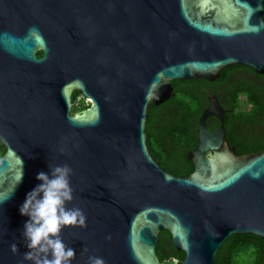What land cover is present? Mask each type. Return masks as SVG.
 Wrapping results in <instances>:
<instances>
[{
  "label": "water",
  "instance_id": "obj_1",
  "mask_svg": "<svg viewBox=\"0 0 264 264\" xmlns=\"http://www.w3.org/2000/svg\"><path fill=\"white\" fill-rule=\"evenodd\" d=\"M232 65L264 73V0H0V264H32L20 208L50 165L72 169L68 207L86 217L61 233L72 264H164L165 230L183 255L171 264H215L233 234L264 241V149L229 146L215 94L189 175L164 170L147 142L172 81ZM74 91L90 106L71 114Z\"/></svg>",
  "mask_w": 264,
  "mask_h": 264
},
{
  "label": "trees",
  "instance_id": "obj_2",
  "mask_svg": "<svg viewBox=\"0 0 264 264\" xmlns=\"http://www.w3.org/2000/svg\"><path fill=\"white\" fill-rule=\"evenodd\" d=\"M43 53L39 52L38 57ZM174 95L148 111L146 132L151 155L168 173L185 177L193 166L186 158L197 144V122L207 105L205 90L216 95L224 109L225 139L237 154L264 149V73L249 67L228 66L214 81L174 80ZM85 106L82 104L81 109ZM78 108H72L73 114ZM5 150L0 142V154ZM155 252L164 264L183 259L168 231L158 235ZM215 264H264V241L253 235L233 234L216 254Z\"/></svg>",
  "mask_w": 264,
  "mask_h": 264
},
{
  "label": "clouds",
  "instance_id": "obj_3",
  "mask_svg": "<svg viewBox=\"0 0 264 264\" xmlns=\"http://www.w3.org/2000/svg\"><path fill=\"white\" fill-rule=\"evenodd\" d=\"M49 167L51 175L38 173L36 178L41 183L27 194L20 208L21 214L29 217L22 234L29 251L23 259L32 264H72L76 253L64 243L61 233L65 227L85 226L86 217L81 209L68 207L74 199L72 169L67 164ZM11 248L18 251L16 243ZM88 264H105V261L90 256Z\"/></svg>",
  "mask_w": 264,
  "mask_h": 264
},
{
  "label": "flooded vegetation",
  "instance_id": "obj_4",
  "mask_svg": "<svg viewBox=\"0 0 264 264\" xmlns=\"http://www.w3.org/2000/svg\"><path fill=\"white\" fill-rule=\"evenodd\" d=\"M71 99H72V102H73L72 108H74V107L78 108V110H76L74 113L82 111V110H84V109H86V108H88L90 106V102L88 100H85L82 97L81 93L78 92V91H74L73 92ZM82 104L85 106L83 109H81Z\"/></svg>",
  "mask_w": 264,
  "mask_h": 264
}]
</instances>
